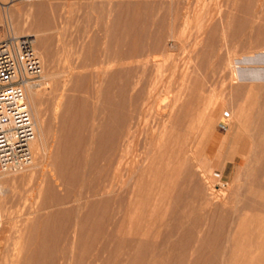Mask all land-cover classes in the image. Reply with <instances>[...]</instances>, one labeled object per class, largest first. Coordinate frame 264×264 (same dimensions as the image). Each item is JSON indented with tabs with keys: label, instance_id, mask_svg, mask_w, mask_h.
Instances as JSON below:
<instances>
[{
	"label": "bare ground",
	"instance_id": "obj_1",
	"mask_svg": "<svg viewBox=\"0 0 264 264\" xmlns=\"http://www.w3.org/2000/svg\"><path fill=\"white\" fill-rule=\"evenodd\" d=\"M2 1L5 4L8 2V0ZM2 1H0V8L4 5ZM12 1L14 0H10ZM80 1L83 8L93 10L91 0ZM232 1L235 4L239 2L244 9L250 7L248 0ZM40 2L34 4L33 25L48 31L58 29L56 5ZM185 2L182 0H119L116 3L121 5L122 9L120 6H115L121 11H118L115 18L113 17L105 31L118 42L121 38L124 41L122 36H131L130 40L127 38L129 47L126 46V50L129 48V59L132 60L131 55H136L139 51L138 36L140 34L142 36V33L145 34L147 30L144 25L153 22L155 18L157 22L155 24L159 26L160 31L158 33L157 28L154 30H157L155 33H158L156 35L160 42H164L161 40L164 36L175 37V35L181 41L180 34L189 28V19H191ZM104 3L110 5L108 2ZM141 3L155 5L151 6V16L146 18V24H142L139 28L135 26V22L138 21V11L142 9ZM99 5H96L95 9L100 7ZM103 9L106 10V8ZM130 9L131 13H129ZM105 10L103 12L98 8L94 18L85 11L84 20L90 22L94 19L97 25L98 22H102ZM211 24L214 26L213 22ZM200 26L198 25L199 29L202 28V25ZM212 26L208 28L205 24L202 28L211 32L207 42L210 44H213L218 31ZM191 31L190 27V33L188 32L190 37L198 35ZM10 32L15 34V31ZM115 35L117 36L114 37ZM207 38L205 37L206 41ZM145 40L146 38L143 41ZM196 40L193 41L196 42ZM120 42L119 46H121ZM162 43L159 45L160 48ZM92 44L82 47L80 45L81 48L75 53L73 61L67 62L69 63V72H67L71 75L70 87L78 94L73 95L71 99L68 95V97L64 96L68 99L61 98L56 101L55 109H53L54 118H60V120H57L58 126L52 138L51 150L46 148L47 139L40 122L42 116L39 118L40 110L37 105L40 90L35 86L41 85L40 83L44 81L27 82L25 85L27 104L33 105L32 110L29 106L34 123L30 148L32 147L35 152L36 161L32 163L31 159L30 164L23 169L28 170L26 173L29 172L28 175H30V170L34 168V165L36 166L38 159H44L45 156L50 160L52 173L49 177H43L42 174L37 181L35 190L40 201L32 204L30 213L33 215L23 219L21 227L19 226L16 243L10 247L11 249L8 248L10 252L0 251V264H264V222H257L247 217L248 213H244V209L255 210V207H260L256 197L261 195V191L254 190L256 192H251L248 197L238 192L246 197V199H240L243 202H238L237 196L229 195V193L227 195L225 191L215 189L209 180L211 177L200 167V158L208 159L207 155L205 152L199 155V149L195 147L196 144L193 145L197 141L189 140L188 137L198 125V129H204L205 122L208 120L205 121V116L212 113L215 117V114L222 109L215 106L216 109L209 113L210 109H206L209 102L206 101L207 105L203 106L204 100L209 97L203 87L205 75L200 74L203 76L200 77L196 72L189 74L182 71L177 79V87L172 89V82L176 79V74H179V67L173 63L169 64L170 66L168 63L164 66L163 63L166 61L164 53L154 55L152 53L150 59L144 57L148 61L143 65L138 64L136 68L127 66L116 74L104 76L98 68L103 54H100L101 51L98 49L100 47L95 50L96 47ZM143 44L148 46L147 43ZM152 44L151 42L150 45ZM38 45L40 51L45 52L46 57L49 52L52 54L51 50H48L50 48L48 43L46 44L45 37L44 40H39ZM110 46L109 41L102 48L104 49L102 52H109ZM141 48L145 49L143 45ZM114 52L115 50L112 52L113 55ZM144 52H141L142 56L148 53L146 51L144 55ZM122 53L126 56V52L122 51ZM210 55V53L202 55L198 67L205 72L223 74V77L229 78L227 96L229 103L234 102L235 105L231 112L233 120L241 127L242 136L247 139V143L243 140L244 145L249 144V148L252 149L249 150L253 152L256 149L255 146L259 148L261 144L255 145L258 144L254 142L257 140L256 134L253 137L254 135L248 132L257 129L259 135L264 138V53H261L260 60H257L259 56H255L260 62L256 64L255 69L253 68L251 75H248L252 68L250 64L246 65L242 62L245 66L242 65L243 67L237 72L233 68L228 72L225 68H219L220 63L217 67ZM103 56L111 57L109 53ZM125 56L121 58L126 60ZM66 60L69 61L67 57ZM38 61L41 68L39 57ZM236 61L234 64H237ZM230 64V68L234 67L233 63ZM121 66L123 65H120V69ZM43 74H40L41 79L46 81L53 79L52 73ZM165 76L167 81L164 80ZM223 80L225 82L226 79ZM213 102L216 103V99ZM211 105L209 103L208 107ZM95 112L106 116V120L98 125V128L96 127L99 130L97 134L93 130ZM148 116L152 117L151 121ZM88 122L91 123H89L91 127L89 134L85 132ZM254 122L257 128L252 129ZM250 128L251 131H249ZM250 135L255 140H252ZM263 138L261 143H264ZM257 141L260 142V140ZM262 147L260 146L259 150L256 149L257 152H261L264 149ZM262 163L259 161L256 166L252 165L253 167L250 166V168L249 166L240 167L239 174L241 171L245 178H257L264 169ZM258 185L254 183L253 186L258 188ZM230 190L233 189L230 188ZM227 200L233 204L227 202L231 206L228 205L225 208L223 204ZM260 208L263 206L261 205ZM257 212L254 211V213Z\"/></svg>",
	"mask_w": 264,
	"mask_h": 264
},
{
	"label": "rangeland",
	"instance_id": "obj_2",
	"mask_svg": "<svg viewBox=\"0 0 264 264\" xmlns=\"http://www.w3.org/2000/svg\"><path fill=\"white\" fill-rule=\"evenodd\" d=\"M0 1H2V0H0ZM40 1L46 5H51V4L56 5V8H55L56 27L59 26V28L56 30L54 29L55 32L52 29L49 31L48 30H42L38 27L36 28V25H33V23H34V22H32V21H34L33 10L35 11L34 4L39 3ZM91 1L93 2L92 3L93 4V10L92 11L89 9L83 8L80 0H16V1L14 0L12 2H10V0H8L9 3L6 0L5 1V2H7L6 4L4 3V1L1 2L4 5L3 6L1 5V8H0V39L6 37L7 35L26 36L29 40H31V46L33 47L36 55L39 57L40 62H41V68H40L39 74L35 78V80L32 82H37L39 80L44 81V82L40 83L41 85H35V86L37 88H39V90H40V97H39V102L37 105H38V108L40 110L39 118L42 116L40 118V122L42 124L43 129L45 130V137L47 139L46 140V148L48 150L52 149L51 148V146L53 145L52 138H53L54 133L57 130L56 126H58V121L60 120V118H54V110L53 109H55L56 101H58L61 98L66 100L68 95H70V97H68V98L71 99V97L73 95L76 96L78 94V92H76V91L74 92L72 87H70L71 86V82H70L71 81V75H69V73H68L69 72V65L68 64L73 61L75 53L80 50L79 48H81L83 45L88 46L89 43H93L92 44L93 47H96V48H94L95 50L97 49V47H100V48H98L101 51L100 54L102 53L103 55H107L109 53V56L111 55V57H107V58H105L103 55H102L103 57L101 56V62L102 63L100 62V65L98 66V68L104 76H110L111 74H116L117 72L122 71V69H126L127 66H129L128 68H131V67L136 68L138 66V64L143 65V63L145 64V62L148 61L147 59H150V57L152 56V53H153V55L155 53L156 54L164 53V55L166 56V59H165L166 61H164L165 63H163L164 66H167L166 65L167 63H168V66L172 65V63H173V64H177V66L180 69V70L178 69L179 74L178 73L176 74V79L173 81L174 84L172 82V87H171L172 89H175L177 87V84H176L177 79L180 77L179 75L182 71H186L189 74L196 72V74H199L200 77H203L205 75L203 87L205 89L206 95H208L209 97H208V99L206 98L204 100L203 106L205 107L207 104L209 105V103H210V105L212 104L209 107H208V105L206 106V109H210V111L208 110L209 113H211V111H214L216 109L215 106L216 107H222V109L219 112L217 111L218 114L216 113L215 117H214V115L212 116V113L207 115V116L211 115L208 118H207V116H205L206 117L205 121H206V119H208V120L205 122L204 129H202V130L198 129L199 128V125H198V127L195 128L196 130L193 129L194 132L192 134L190 132L188 135L189 140L195 139L193 141L198 142V143L196 142L193 144V145L196 144L195 147L197 149H199L198 154L201 155V154H203V152H205V154L208 157V159H206V158L204 159V157L200 158L201 159L200 167H202L201 169L204 172H206L208 176L211 177L209 180H210L211 184L214 185L215 189H219L218 191H220V190L225 191V193H227V195H228V193H229V195L230 194L235 195V196H237V198L239 200L240 199L243 200V198L246 199V197H248L249 194H251V192L254 193L256 191H259V192L261 191L260 192L261 195L259 194L258 197H256L257 198L256 201L258 202L260 207L262 205L263 208H260L258 206L259 209L257 207H255V210L254 209H252V210H250V209L245 210L244 209V213H248V214H246L247 217H251L253 220L263 223L264 222V210H263L264 209V191H263L264 190V188H263V185H264V169H263V171H261L260 174H258L257 178L255 177V178L250 179V177H249L250 180L248 178H245L241 174V171H240L241 175L239 174V169H241L242 167L247 168L249 166L248 168H250V166H252V165L256 166V164L259 161L263 162L262 167L264 166V157H263L264 156V153H263L264 149H262L264 147V143H261V142H263V141H261L263 136L261 137V135H259V132L257 129H256V131H255V129H253V128H257L256 127L257 124H256V122H254V124H252V126L254 125V127H252L253 130L251 131V128L249 129V131H251L252 133L248 132V134L249 133L251 135L253 134L254 135V136L252 135L253 137H255V134H256V136H257L256 139L260 140V142H258L257 140H256L257 142L254 141L255 143H258L255 145L261 144L260 146H263V147L261 148L262 150L260 149L261 152L260 151L257 152V150H259L260 146H259V148H258V146H255L257 150L255 149L253 152H255L256 154H254L253 152H250V150H252V149L249 148L250 147L249 144L247 146L246 144L244 145V143H243L244 141L247 143V139L242 136L243 130H241V127H239L237 125L236 121L233 120L234 119L233 114L231 113L232 110L234 109L235 105L233 104L234 102L229 103L230 101H229V98L227 96V94L229 92L228 91L229 78H227V76L223 77V74L217 73L218 74L217 75V74H211V72H205L202 68H199L198 65H200V62L202 60L201 56L204 55L205 53H210L211 59L213 60L214 64L216 66L217 65L219 66V63H220L221 66H219V68H225V70H228V72L232 68L234 69L235 72H237L238 69H241L243 66H245L244 64H242V62H245L246 65L250 64L249 66H252V68L251 67H250L251 69L249 68L250 72L248 73V75H251L253 73V70L256 68V66L260 62L257 60L261 59L260 58L261 53L262 52L264 53V50H263L264 49V0H258V1L253 0V2H252V0H248V1H250V3H249L250 7L248 9H244L243 5H240L239 2L235 4V2H233L232 0H182L183 2L186 1L184 4H186V7L189 10V14H190L189 17L191 19H189L190 25H189V28H187L188 30L186 29L184 31V33L182 32L180 34L181 41H179L178 40L179 38L177 39L176 35H175V37L164 36L163 39H161V40H164V42L165 41H167V42H165V43L160 42V40H158V38H157L158 35H156L159 33L160 28H159V26H157V24H155V23H157L156 18H155V20L153 22H150L151 24L148 22L147 25H144V27L147 30L145 29L146 31L145 30H144L145 32L143 31L145 34L142 33V36H141V34L138 36L137 41H138V44H140V45H138L139 51H137L136 55H131V57H133L132 60H131V58L129 59V57H130V55L128 53L129 48H128V50H126L127 47H129V41H127V38H129L128 40H130L131 36L130 35H129V37H127L128 35L122 36V37H124V41H123V38H121L119 40V42L121 41L120 42L121 46H119L118 45L119 42L116 39L114 40L113 37H111V35L105 31L106 27H108V24L110 25L112 20L116 17V14L118 13V11H121V9H122L121 5L116 3L119 0H103L104 2L110 3V5L105 4L102 0H91ZM98 4H100L99 5L100 7H98L100 9V11L101 10L103 11V10H105L103 8H106L103 19H102V22L104 24H102V22H98V24L96 25L95 24L96 22H94V19L90 22H86L84 20L85 13H86L85 11L88 12L87 14L90 15L91 18H94L96 12L98 11V8L96 7L97 9H95V6L96 5L98 6ZM141 5H142V9H140L138 11L139 12L138 19H137L138 23L135 22L136 23L135 26L136 27L139 26V28H141L142 24H146V21H145L146 18H150V16H151V14H150L151 13V11H150L151 6L155 5V4L141 3ZM115 6H120L121 9L119 7L116 8ZM110 11H112V13ZM257 11H258V13H257ZM131 12H132V10L130 9L129 13H131ZM245 12H247V13H245ZM249 12H251V13L249 14ZM105 14H106V16H105ZM109 14H111V15H109ZM208 17H209V19H208ZM252 17H254V18H252ZM107 18H109V20ZM204 19L206 20V22H204L205 21ZM201 22L203 24H201ZM211 22L214 23V26H212L213 24H211ZM204 23L207 25L208 28L210 26H212V27L217 28L216 31L217 30L219 31V32L217 31V33L215 35V39L212 42L213 44L207 43L208 39L210 38L211 32L207 29L206 30L202 29L203 25H205ZM100 25H101L102 29L99 28ZM102 25L104 27H102ZM198 25L199 26L202 25V28L199 29L201 26L198 27ZM239 25H240V27H239ZM190 27L192 30L191 33H194V32H195V34L198 33L199 36L195 35V37H194V35H193L190 37L188 35V32L190 31ZM156 28L158 30V33L157 32L155 33V31H157V30H154V29H156ZM236 28H238L240 30H238ZM57 30H59V31H57ZM103 30H104L105 34H104V32H102ZM10 31H15V34H13ZM206 32L208 34H206ZM199 33L202 35H200ZM203 33L206 35L205 36L206 38L208 37L207 41H206ZM107 35H109L110 37ZM143 35L144 36L146 35V37H144ZM147 35H148V38H147ZM116 36L117 35H115L114 37H116ZM260 36H262V38ZM44 37H45L46 44L48 43V45H49L48 48H50L48 50L49 51L51 50V52H52V54H54V56L52 54H50V52H49L48 57H46L44 54L45 52L43 50L40 51L41 49L39 48L38 42L40 39L44 40ZM149 37H151V39ZM165 37H166V39H165ZM103 38H104V41H103ZM145 38H146V40L143 41ZM191 38L192 39L194 38L195 40L197 39L196 42H194L193 41L194 39L192 40ZM256 38H259V39H256ZM92 39H93V41H92ZM220 40H221V42H220ZM100 41H102V42H100ZM109 41L111 42V46H110L111 51L110 50H109V52L107 51L106 52L107 54H106L105 52H102V50H104L102 48H104L106 46L107 42H109ZM151 42L153 43L152 45H150ZM159 42L162 43L161 48L159 47V45H160ZM217 42H218V44H216ZM125 43H127V44H125ZM143 43H147L148 46H146V44H143ZM163 44H164V46H163ZM165 44H166V46H165ZM220 44L222 47L220 46ZM80 45H81V47H80ZM142 45L145 47V49L141 48ZM149 45L152 47V49H149V48H151V47H149ZM117 46H119V47H117ZM153 46H154V49H153ZM122 47L125 50L124 49L122 50ZM46 48H47V45H46ZM118 48H119V51H118ZM142 49H144V50L142 51ZM163 49H165L166 51L165 50L163 51ZM64 50H65V52H64ZM112 50L113 51L115 50V52H117V53L114 52V55H113ZM121 50L123 52H126V56L124 55V53H122ZM144 51L148 52V53L146 52L147 53L146 56H142L143 54H141V52L143 53ZM119 52L122 54H120ZM145 52H144V55H145ZM203 52H204V54H203ZM166 53H168V54H166ZM117 54H119V55H117ZM140 54H141V56H139ZM64 55L67 57V59L69 61L66 60V57H64ZM123 55L126 57L125 59L128 62L130 60V62H129L130 64L127 63L126 60L122 59V58H124ZM255 56H257V57L259 56L258 59ZM136 57H138V58H136ZM144 57H146V58L149 57V58L146 59ZM47 58H48V60H47ZM246 59H248V60H246ZM121 60H123V61H121ZM233 60H235V61L241 60L240 62L236 61L237 64L238 63L239 64L241 63V64L240 65L238 64L239 65L238 66L237 64H234L235 61H233ZM124 61H126V62H124ZM137 61H138V63H137ZM248 61L250 63H248ZM67 62H69V63H67ZM251 62H252V65H251ZM105 63H106V65H104ZM110 63L112 65H109ZM223 63L226 64L227 66L224 65ZM232 63L234 64V67H237L236 69L233 66H231V68H230L229 64L232 65ZM222 64H223V66H222ZM66 65H67V67H66ZM120 65H123L124 67L121 66V69H120ZM148 65H149V63H148ZM106 66H108V67L106 68ZM102 67H104V69ZM109 67H111V68L109 69ZM197 67L199 70L197 69ZM43 73L44 74L45 73L46 74L52 73L51 78H53L54 80L52 79L53 80L52 81L51 79H48L50 81H48V80L46 81L44 79H41L40 74H43ZM200 74L203 76H201ZM224 78L226 79L225 82L223 80ZM164 80L167 81L166 76L164 77ZM66 81H67V83H66ZM222 81L224 84L222 83ZM166 84H167V82H166ZM233 84L236 85V83H233ZM67 88H69V89L71 88L70 91ZM66 90H68V91H66ZM256 92H257V90H256ZM64 93H66L67 95ZM220 95H222L223 97ZM64 96H67V97L64 98ZM222 98H223V100H221ZM167 99L168 98H166V100ZM212 99H214V100H212ZM215 99H216V103L213 102V101H215ZM218 99H219V101H218ZM211 100H212V102H211ZM220 100H221V102H220ZM206 101L209 103H207ZM217 101L219 103H217ZM29 102L31 103V101H29ZM205 103H207V104H205ZM213 104H214V106H213ZM220 104H222V105L219 106ZM31 105L32 104H30L29 106H30V109L32 110L33 105L32 106ZM212 106H213V109H212ZM149 117L150 116H148V119H150L149 121H151L152 117H150V118ZM98 119H101V120L99 121ZM105 120H106V116H104V114L95 112L94 125H93V130H94L95 134H97L98 133L97 131H99V130H97V128H98L97 126L100 125L101 123H103ZM89 123L90 122L86 123V126H85V130H86L85 132L87 134H89L91 131V127H90L91 123L90 124ZM35 124H36V122H35ZM43 125H45L46 128ZM46 129H47V131H46ZM197 129H198V131H197ZM198 135H199V137H198ZM195 136H196V138H195ZM253 137H252V140L254 139ZM263 140H264V138H263ZM239 144H240V146H239ZM32 150L33 149L31 147V152H32ZM249 153H250V156H248ZM32 154H33L32 155L33 156L32 163L33 162L35 163V161H36L35 156L36 155H35L34 150H33ZM242 161H244V162H242ZM49 162H50V160L47 159L45 156H44V159L43 158L41 160L38 159L36 166L34 165V168H32V170H30L31 171L30 175H28L29 172L26 173L28 170H24V169L16 171V172L0 173V251H2L4 253L10 252L9 251L11 249L10 247H12V245L16 243L18 231L22 225V222L24 221L23 219H26L27 216L33 215V213H30V210H32L31 208L35 203L40 201V198L36 196L37 194H36V190H35V185H36L37 181H39V179L42 177V174H43V177H46V176L49 177V174L52 173V171H51L52 167H51ZM252 167H251V170H252ZM255 169H256V167H255ZM243 170H245V168H243ZM235 180H236V182H235ZM254 183H255V185L259 184L258 188H257V186H253ZM259 186H262V187H259ZM234 187H236V188H234ZM230 188L233 190H230ZM254 190H256V191H254ZM244 191H246V192H244ZM238 192L244 193L246 195V197H244V194H242L243 195L242 196ZM237 198L235 197L236 201H237ZM239 200H238V202H243V201H241V200L239 201ZM227 202H229V204H230L231 201L227 200L223 204V207H225V208L228 207L229 204ZM257 202H256V204H257ZM231 204H233V203L231 202ZM229 206H231V205H229ZM254 211H256V212L258 211V212L254 213ZM6 248H7V250H6ZM8 248H10V249H8ZM238 249L239 248H237V250Z\"/></svg>",
	"mask_w": 264,
	"mask_h": 264
},
{
	"label": "built area",
	"instance_id": "obj_3",
	"mask_svg": "<svg viewBox=\"0 0 264 264\" xmlns=\"http://www.w3.org/2000/svg\"><path fill=\"white\" fill-rule=\"evenodd\" d=\"M39 71L31 40L14 35L0 39V173L16 172L31 162L34 123L25 85Z\"/></svg>",
	"mask_w": 264,
	"mask_h": 264
}]
</instances>
